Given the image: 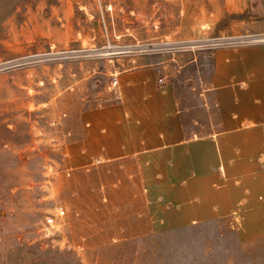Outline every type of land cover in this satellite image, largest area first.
<instances>
[{
  "label": "rangeland",
  "instance_id": "obj_1",
  "mask_svg": "<svg viewBox=\"0 0 264 264\" xmlns=\"http://www.w3.org/2000/svg\"><path fill=\"white\" fill-rule=\"evenodd\" d=\"M241 39L264 45V0H0V264H264V237L234 221L179 225L159 168H70L63 153L118 58L195 57L167 74L188 129L203 98L215 116L211 53Z\"/></svg>",
  "mask_w": 264,
  "mask_h": 264
},
{
  "label": "crops",
  "instance_id": "obj_2",
  "mask_svg": "<svg viewBox=\"0 0 264 264\" xmlns=\"http://www.w3.org/2000/svg\"><path fill=\"white\" fill-rule=\"evenodd\" d=\"M210 58L204 91L215 116L203 98L204 117L190 129L181 85L167 70L175 61L181 73L195 57L157 52L116 59L127 67L104 73L101 102L84 112L81 137L64 145L65 162L159 168L158 184L169 186L179 225L231 220L244 239L264 237V45L216 48Z\"/></svg>",
  "mask_w": 264,
  "mask_h": 264
},
{
  "label": "built area",
  "instance_id": "obj_3",
  "mask_svg": "<svg viewBox=\"0 0 264 264\" xmlns=\"http://www.w3.org/2000/svg\"><path fill=\"white\" fill-rule=\"evenodd\" d=\"M245 42L246 41L244 39L243 40L241 39V40H237L236 42H233L232 45L233 46L242 45ZM160 81H162V79ZM112 85L113 86L117 85V79L115 78V76H113ZM64 215H65L64 208L63 207H58V208H56L55 213L52 216L47 218V221H48L49 225H52V226L56 225L57 224V220L58 219L61 220Z\"/></svg>",
  "mask_w": 264,
  "mask_h": 264
}]
</instances>
